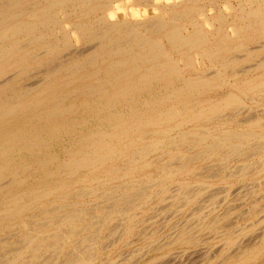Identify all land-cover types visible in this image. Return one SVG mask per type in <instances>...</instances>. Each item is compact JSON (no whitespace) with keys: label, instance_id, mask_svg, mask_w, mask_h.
Instances as JSON below:
<instances>
[{"label":"bare ground","instance_id":"1","mask_svg":"<svg viewBox=\"0 0 264 264\" xmlns=\"http://www.w3.org/2000/svg\"><path fill=\"white\" fill-rule=\"evenodd\" d=\"M217 1L0 0V235L21 242L2 264H38L47 248L62 264H96L155 205L185 208L204 178L264 168V0ZM246 100L262 115L243 112ZM213 209L147 248L153 259L194 253L191 228L224 219ZM250 226L225 232L221 264L264 253V226L245 244ZM140 257L123 264H149Z\"/></svg>","mask_w":264,"mask_h":264},{"label":"rangeland","instance_id":"2","mask_svg":"<svg viewBox=\"0 0 264 264\" xmlns=\"http://www.w3.org/2000/svg\"><path fill=\"white\" fill-rule=\"evenodd\" d=\"M223 0H218L216 3H218L217 5L219 7L223 6V4H221ZM232 3H235L237 2L236 0H231ZM215 5V4H214ZM218 7V8H219ZM209 9H212L211 6H209ZM215 9V8H213ZM212 9V11H213ZM248 100H246V109H242L243 112L245 113H249L252 115L256 114L257 116H261L262 113H261V109L259 106L255 107V106H252L251 108H249V106L252 104L251 101L247 102ZM248 107V108H247ZM257 110L259 112H257ZM247 111V112H246ZM242 112V118H243V115H245V113ZM253 115V116H254ZM262 122H264V117L262 118ZM248 162H251L253 161L252 158H248L247 160ZM255 161V160H254ZM213 162V163H212ZM204 165H207L209 166L210 168H219L220 165L217 164L216 161H205L203 162ZM241 162L240 161H236V160H232L229 162V164L227 163L223 169L228 171L229 168L230 169H235V167H237ZM213 166H211V165ZM259 162H254L253 165L251 166V173L244 179L242 178H237V179H233V180H218L215 178V180H213L214 178H204V183H203V188L206 190L204 196L202 195L199 200L196 202V203H193L185 208H181V206H179L178 204L180 202H174L173 204H169L167 203L165 199L164 203L165 204H161V205H155V207L152 206L151 207H158L155 209H152L150 208L149 209V212L145 213L143 216H140V220H142L141 222H139L138 224V230L140 231H136V233L130 237L129 241L130 243L127 244V245H124V246H121L120 249L118 250H111L110 248H107V250H103L100 254H99V258L96 262V264H123L125 263L124 260H128L131 256L133 258H135V256L138 257V255L140 256V254H142V260L146 263H149V264H155L156 262H158L157 260H154L153 257L156 253H154V251H150L148 250L149 248L151 249L152 246H154L155 244H159V243H162L166 240V237L168 236V234H170L171 232L175 231L176 229V226L177 227H183V226H188L190 224V226L193 227V225H196L199 223L200 219H198V215L200 214H203L205 213L206 211L208 212L207 209L213 210L215 211L216 215H218V217H221L223 215H225L223 218V221L220 223L219 225V230L217 229L216 231L214 230L213 232H210V231H199L197 230V228L194 230L191 228V230H193L192 232L195 233L197 232L198 234V237L199 239H201V242H200V246H198L199 248H201L202 251L198 252V247L196 250V254H195V258H196V255H198L199 253H203V254H199V256H197V258H199V260L196 258L194 260V253H195V250L194 253L192 252V250L189 252L186 251V253L184 254V256L180 259H178V261H180V263L176 260L174 261V263L176 264H221V256L219 255L220 254V251L222 250V247L224 248V243H225V232L227 234L229 233H238V231H242L240 229H243L244 227H248L249 225H251L248 229H251V231L247 234H242V238H248L249 236V241L248 239H246L247 242H245L244 239H241L240 237V240H242V244L245 242V244H248V243H253L255 240L253 238L256 239V236L259 234V233H255L256 230L258 229H261L263 223H264V168H259ZM219 165V166H218ZM232 165V166H230ZM241 165V164H240ZM228 169H227V168ZM258 167V169H257ZM221 168V167H220ZM226 168V169H225ZM202 178H203V175H202ZM262 178V179H261ZM206 179V180H205ZM208 179V180H207ZM211 179V180H210ZM229 181V182H228ZM255 182V183H254ZM252 183V184H251ZM262 183V184H261ZM241 185L242 186H238V185ZM246 186H245V185ZM195 185V184H194ZM193 185V186H194ZM205 185H207L205 187ZM212 185V186H211ZM244 185V186H243ZM254 185V186H253ZM177 185H171L169 188H171V190H175L173 188H176ZM217 186V187H216ZM195 187V186H194ZM239 187V188H238ZM256 187V189H254ZM219 189V190H218ZM231 189V190H230ZM252 191H251V190ZM214 190L216 192H214ZM230 190V191H229ZM242 190V191H241ZM249 190V191H248ZM208 191V192H207ZM235 191V192H234ZM241 191V192H240ZM246 193V194H245ZM261 193V194H260ZM208 194H217L215 197V199H211V200H214V201H209V198H211V196H209L208 198ZM225 194V195H224ZM245 194V195H244ZM207 197H206V196ZM259 195V196H258ZM205 197V198H203ZM225 197V198H224ZM202 199V200H201ZM204 200V201H203ZM241 203V204H240ZM255 203V204H254ZM169 205V206H168ZM174 205V206H173ZM178 208H176L175 207ZM203 205V206H202ZM239 205V206H238ZM165 206V207H164ZM168 206V207H167ZM179 206V207H178ZM253 206V207H252ZM225 207V208H224ZM235 207V208H234ZM163 208V209H162ZM174 210H173V209ZM176 208V210H175ZM179 208H181L179 210ZM211 208V209H210ZM229 208V209H227ZM231 208V209H230ZM158 209V210H157ZM199 209V212H196L198 211ZM258 209V210H257ZM151 210V211H150ZM162 210V212H161ZM159 213H158V212ZM167 211V212H166ZM179 211V212H178ZM201 211V212H200ZM222 212V213H221ZM155 213V214H154ZM165 213V214H164ZM195 213V214H194ZM198 215H197V214ZM220 213V214H219ZM226 213V214H225ZM166 215V216H165ZM173 216V217H172ZM195 216V217H194ZM228 219H227V218ZM226 218V220H225ZM148 219V220H147ZM164 221H162V220ZM188 219V220H187ZM260 219V220H259ZM191 220V221H190ZM195 221V222H194ZM38 222H41V220H39ZM152 222V223H151ZM154 222V223H153ZM157 222V223H156ZM180 222V223H179ZM182 222V223H181ZM230 224H229V223ZM150 223V224H149ZM192 224V225H191ZM249 224V225H248ZM183 225V226H182ZM197 226V225H196ZM194 226V227H196ZM261 226V228H260ZM171 227V228H170ZM237 227V228H236ZM253 227V228H252ZM258 229H257V228ZM148 229V230H147ZM155 229V230H154ZM245 229V228H244ZM243 229V230H244ZM247 229V228H246ZM143 230V231H142ZM146 230V231H145ZM230 230V232H229ZM254 232V233H251V232ZM260 231V230H259ZM15 231H13L14 233ZM139 232V233H138ZM145 232H147L145 234ZM157 232V233H156ZM229 232V233H228ZM258 232V231H257ZM12 233V234H13ZM213 233V234H212ZM11 234V235H12ZM139 234V235H138ZM196 234V233H195ZM224 234V235H223ZM3 235V236H2ZM9 236L8 237V234H1L0 235V241H4V239H7V241H9L10 243H8L7 245L5 246H2V244H0V264L4 263V259L6 258V256H10L14 251H13V248H16L18 247L21 242L19 241L18 237H20L19 235H14V236ZM151 235V236H150ZM153 235V236H152ZM200 235V236H199ZM245 235V236H244ZM250 235H252V237H250ZM253 235L255 237H253ZM101 237H99V242L101 240V242L103 243V241H109L111 238L107 237L106 234H101L100 235ZM105 237V239L107 238V240H104L103 238ZM143 236V237H142ZM164 236V237H163ZM206 237V238H205ZM207 237L209 238L208 240ZM216 237V238H215ZM224 237V238H223ZM2 238V239H1ZM4 238V239H3ZM11 238V239H10ZM134 238V239H133ZM204 238V239H203ZM238 238V237H237ZM258 242L248 246L246 249L249 250V248L251 247L252 249L256 248V247H259L258 245L261 244V240L262 238L260 236H258ZM109 239V240H108ZM156 239V240H155ZM164 239V240H163ZM244 240V241H243ZM205 241V242H204ZM224 243H223V242ZM14 242V243H12ZM20 243V244H19ZM151 244V245H150ZM214 244V245H213ZM258 244V245H257ZM147 245V246H146ZM224 245V246H223ZM244 245V244H243ZM257 245V246H256ZM15 246V247H14ZM202 246V247H201ZM8 247V248H7ZM136 248V249H135ZM148 248V249H147ZM207 248V249H206ZM250 248V249H251ZM110 249V251L108 250ZM178 249V248H177ZM180 250L182 248H179ZM210 249V250H209ZM221 249V250H220ZM245 249V250H246ZM47 252H46V251ZM45 250H41V252H39L38 254H41V255H38V257H40L37 261L38 264H47L49 261L48 264H62V258L61 256H57L55 257V253L52 252L53 249H51L50 251V248H47ZM176 249L173 250L172 252V255L174 254ZM180 250H176L175 254H181L185 249H182L181 252ZM207 250V251H206ZM218 250V251H217ZM8 251V252H7ZM143 251V252H142ZM205 253H204V252ZM212 253H211V252ZM7 252V253H5ZM10 252V254H9ZM185 252V251H184ZM216 252V253H215ZM48 253V254H46ZM51 253V254H50ZM54 253V254H52ZM188 253H189V257H190V260L189 258H186V256L188 257ZM190 253H193L190 254ZM3 254L5 256H3ZM46 254V255H45ZM106 254V255H105ZM135 254V255H134ZM169 254V253H168ZM45 255V258H42L44 257ZM53 257H52V256ZM128 255V256H127ZM171 255V252L170 254ZM191 255L193 256L191 258ZM51 256V257H50ZM130 256V257H129ZM208 256V257H207ZM49 257V258H48ZM55 257V258H54ZM168 257V256H167ZM167 257H166V260H165V257H163L162 259L165 261L163 263V261H159L158 263L156 264H167ZM56 259V261L54 259ZM149 258V259H148ZM153 260H152V259ZM186 258V259H185ZM48 259V260H47ZM51 259H53L51 261ZM151 259V260H150ZM190 261H188V260ZM192 259V260H191ZM217 259V260H216ZM220 259V260H219ZM44 260V262H43ZM61 260V261H60ZM150 260V261H149ZM183 260V261H182ZM197 260V261H196ZM41 263H40V262ZM112 263H111V262ZM156 261V262H155ZM167 261V262H166ZM187 261V262H186ZM201 261V262H200ZM217 261V262H216ZM47 262V263H46ZM55 262V263H54ZM161 262V263H160ZM182 262V263H181ZM192 262V263H191ZM196 262V263H195ZM169 263V262H168ZM171 263V262H170ZM169 263V264H170ZM173 264V263H172ZM252 264H264V253H262V255L256 260V262L254 261V263Z\"/></svg>","mask_w":264,"mask_h":264}]
</instances>
